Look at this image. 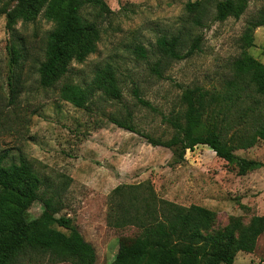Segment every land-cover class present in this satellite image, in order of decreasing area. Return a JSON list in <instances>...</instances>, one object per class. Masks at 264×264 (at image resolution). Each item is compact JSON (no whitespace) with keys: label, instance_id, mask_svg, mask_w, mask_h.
Here are the masks:
<instances>
[{"label":"rangeland","instance_id":"rangeland-1","mask_svg":"<svg viewBox=\"0 0 264 264\" xmlns=\"http://www.w3.org/2000/svg\"><path fill=\"white\" fill-rule=\"evenodd\" d=\"M8 1L0 0V10ZM103 2L109 12L98 19L96 50L83 63L71 64L72 76L87 82L95 69L109 64L115 69L121 100L95 99L86 109L75 108L60 100L55 90L37 85L35 69L42 60L45 34L51 29L41 16L14 26L25 61L15 75L16 95L10 96L9 38L0 15V154L6 155L7 162L29 161L51 187L66 183L59 214L70 217L91 244L95 264L109 263L118 252L117 239L135 233L131 228L105 227L106 195L119 184L148 180L160 198L214 212V228L223 227L228 217L246 224L252 216H264V141L234 152L238 158L263 165L239 176L235 166L216 158L205 146L186 150L176 164L168 149L151 146L140 136H170L166 119L180 110L179 97L185 87L217 88L237 61L249 59L264 67V25L256 26L264 19V0H245L237 19L228 17L222 22L212 20L210 6L201 16V27L190 22L184 10L187 0ZM172 35L179 36L185 46L198 35L200 50L178 62H161L162 73L156 77L150 71L157 59L154 42ZM136 46L146 51L144 59L134 53ZM132 90L149 107L137 103ZM113 117L128 121L137 133L116 127L109 120ZM27 217L48 223L38 203L29 207ZM22 264L68 263H49L33 256ZM232 264H264V234L257 238L252 253L238 252Z\"/></svg>","mask_w":264,"mask_h":264},{"label":"trees","instance_id":"trees-1","mask_svg":"<svg viewBox=\"0 0 264 264\" xmlns=\"http://www.w3.org/2000/svg\"><path fill=\"white\" fill-rule=\"evenodd\" d=\"M210 6L212 20L222 22L228 17L237 19L245 9V0H187L184 10L190 22L201 27V16ZM108 12L103 0H9L0 15L9 38L10 96L16 95L15 75L25 61L14 26L41 16L51 29L45 34L42 60L35 69L39 88L55 90L60 100L79 109H86L95 99L119 102L121 91L113 66L95 69L87 82L74 79L71 68L72 63L81 64L95 52L100 36L98 19ZM258 25L263 26L264 19ZM199 40L198 35L193 36L185 46L177 35L156 38L153 53L157 59L150 71L160 77L161 62H178L198 53ZM133 50L138 58L146 57L141 46ZM244 62H235L228 79L217 88L185 87L179 97L180 110L166 119L171 128L167 139L145 133L140 136L151 146L168 149L176 164L186 150L201 145L235 166L239 176L262 167L234 155L257 140L264 141V67L249 59ZM132 94L137 103L149 107L134 90ZM109 120L118 128L137 133L124 119ZM62 185L66 183L51 187L29 161L7 162L6 155L0 154V264H22L33 256L49 263L95 264L91 244L70 217L59 214L63 210ZM33 203L39 204L48 223L28 219ZM105 204L106 228L135 230L130 237L117 239L118 252L107 264H232L238 252L252 253L257 238L264 234V216H252L246 224L228 217L223 227L214 228V212L160 198L148 180L116 185L106 195Z\"/></svg>","mask_w":264,"mask_h":264}]
</instances>
